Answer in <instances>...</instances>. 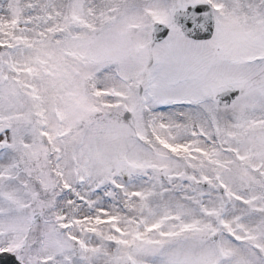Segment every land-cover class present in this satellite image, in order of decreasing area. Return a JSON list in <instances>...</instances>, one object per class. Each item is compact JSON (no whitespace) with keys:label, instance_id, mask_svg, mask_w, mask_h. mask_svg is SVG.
Here are the masks:
<instances>
[{"label":"snow or ice","instance_id":"6c2138e0","mask_svg":"<svg viewBox=\"0 0 264 264\" xmlns=\"http://www.w3.org/2000/svg\"><path fill=\"white\" fill-rule=\"evenodd\" d=\"M0 264H264V0H0Z\"/></svg>","mask_w":264,"mask_h":264}]
</instances>
